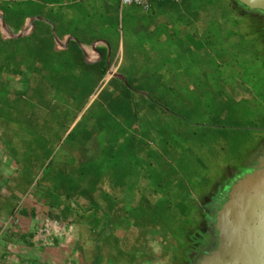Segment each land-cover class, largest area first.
Returning <instances> with one entry per match:
<instances>
[{"label": "crops", "instance_id": "crops-1", "mask_svg": "<svg viewBox=\"0 0 264 264\" xmlns=\"http://www.w3.org/2000/svg\"><path fill=\"white\" fill-rule=\"evenodd\" d=\"M257 19L236 0H0V264L181 262L199 210L173 204L175 138L258 97Z\"/></svg>", "mask_w": 264, "mask_h": 264}, {"label": "rangeland", "instance_id": "rangeland-1", "mask_svg": "<svg viewBox=\"0 0 264 264\" xmlns=\"http://www.w3.org/2000/svg\"><path fill=\"white\" fill-rule=\"evenodd\" d=\"M259 78L260 75L256 80L258 83ZM206 109L207 112H214L219 106H207ZM247 113L248 116L231 117L224 121L217 120L214 114L188 121L189 127L185 126L184 133L188 132L190 138L183 153L179 139L175 138L173 180L178 186L172 195L174 205L181 194V182H189L191 200L202 197L204 189L208 193H216V197L222 194L218 188L216 190L214 183L230 167H235L236 163L244 159L254 141L264 139V131L254 130L264 129V118L252 114L249 109ZM230 181L227 179L222 188H226ZM197 202L200 203L199 200Z\"/></svg>", "mask_w": 264, "mask_h": 264}, {"label": "water", "instance_id": "water-1", "mask_svg": "<svg viewBox=\"0 0 264 264\" xmlns=\"http://www.w3.org/2000/svg\"><path fill=\"white\" fill-rule=\"evenodd\" d=\"M236 1L249 10L264 11V0ZM214 221L218 246L198 264H264L263 165L230 183Z\"/></svg>", "mask_w": 264, "mask_h": 264}, {"label": "flooded vegetation", "instance_id": "flooded-vegetation-1", "mask_svg": "<svg viewBox=\"0 0 264 264\" xmlns=\"http://www.w3.org/2000/svg\"><path fill=\"white\" fill-rule=\"evenodd\" d=\"M252 11L258 16V22L261 23L264 27V11ZM256 82L257 81H255V83ZM262 101L263 102L261 103V99L259 97H255L253 105L255 106L258 103L264 104V100ZM254 114L258 117L262 116V118H264V106L263 109H261V112H254ZM262 165L264 166V139L254 141L250 145L249 152L246 153L244 159L236 163L235 167H230L227 170L226 174H223L221 178L219 177L220 182L218 181L214 183L216 190L218 188L220 191H222V194H220V196L216 197V193H207L206 195H202V197H200V203L198 204L200 207L198 211L199 214L196 216V229L193 228V230L189 233L186 247L183 251L182 261L176 262L175 260L174 264H198L205 256L216 250L218 246V240L215 239V235L213 232L215 225L214 212L221 205L226 195V189L230 184L224 189L222 188V186L227 181V179L232 180L230 181L231 183L243 177L247 173L260 168ZM193 219L195 218L193 217ZM195 232H197V234Z\"/></svg>", "mask_w": 264, "mask_h": 264}, {"label": "trees", "instance_id": "trees-1", "mask_svg": "<svg viewBox=\"0 0 264 264\" xmlns=\"http://www.w3.org/2000/svg\"><path fill=\"white\" fill-rule=\"evenodd\" d=\"M260 75V83H258V81L255 83V81L257 80V77H259ZM264 75L262 74H254V80L251 82L252 83V87L254 92L256 93V95L261 99V103L263 102L262 100H264ZM264 104H256L255 106L253 104L250 105H245V104H238L237 106H221L219 107V109L215 110V116L217 118V120L219 121H224L228 118L231 117H235V118H239V117H243V116H248L247 112L248 109L251 110L252 114L257 113L259 111H261V109H263ZM226 116V117H223ZM190 121V120H189ZM175 206H177V210H179V213H183V215L185 216L187 213H189V215L191 216L193 213H197V211L199 210V207H197V201L195 200H190L189 205L188 206H179V204H181V201L176 200L175 201ZM197 223L193 222L190 225V231L193 230V228L196 229Z\"/></svg>", "mask_w": 264, "mask_h": 264}, {"label": "built area", "instance_id": "built-area-1", "mask_svg": "<svg viewBox=\"0 0 264 264\" xmlns=\"http://www.w3.org/2000/svg\"><path fill=\"white\" fill-rule=\"evenodd\" d=\"M122 5H128V4H135L138 6L143 7L144 9H147L149 7V4L151 1L153 0H118ZM173 2H178L179 0H170ZM113 71L109 70L106 74L105 77H109L111 75H113Z\"/></svg>", "mask_w": 264, "mask_h": 264}]
</instances>
